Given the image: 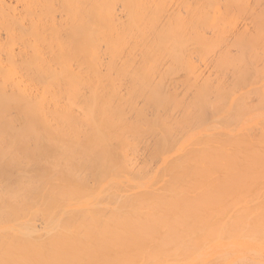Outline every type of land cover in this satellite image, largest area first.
<instances>
[{
	"label": "bare ground",
	"instance_id": "bare-ground-1",
	"mask_svg": "<svg viewBox=\"0 0 264 264\" xmlns=\"http://www.w3.org/2000/svg\"><path fill=\"white\" fill-rule=\"evenodd\" d=\"M0 264H264V0H0Z\"/></svg>",
	"mask_w": 264,
	"mask_h": 264
},
{
	"label": "rangeland",
	"instance_id": "rangeland-1",
	"mask_svg": "<svg viewBox=\"0 0 264 264\" xmlns=\"http://www.w3.org/2000/svg\"><path fill=\"white\" fill-rule=\"evenodd\" d=\"M183 88H184V87H183ZM255 110H256V109H253V110L251 109L250 112H249L248 114L251 115V116H255V115H257V114H258V111H257V110L255 111ZM251 111H252V112H251ZM256 112H257V113H256ZM250 113H251V114H250Z\"/></svg>",
	"mask_w": 264,
	"mask_h": 264
}]
</instances>
